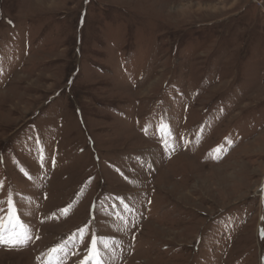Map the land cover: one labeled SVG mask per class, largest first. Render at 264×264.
Instances as JSON below:
<instances>
[{
    "label": "rangeland",
    "instance_id": "obj_1",
    "mask_svg": "<svg viewBox=\"0 0 264 264\" xmlns=\"http://www.w3.org/2000/svg\"><path fill=\"white\" fill-rule=\"evenodd\" d=\"M9 200L0 264H264V0H0Z\"/></svg>",
    "mask_w": 264,
    "mask_h": 264
},
{
    "label": "snow or ice",
    "instance_id": "obj_2",
    "mask_svg": "<svg viewBox=\"0 0 264 264\" xmlns=\"http://www.w3.org/2000/svg\"><path fill=\"white\" fill-rule=\"evenodd\" d=\"M83 238V230L81 239ZM32 239L30 228L20 222L11 200L8 201V215L0 217V246L8 248L25 247ZM110 245L103 240L93 238L91 246L85 251L80 264H105L104 249ZM55 254V257H53ZM67 255L66 246L50 249L47 264H59L63 256Z\"/></svg>",
    "mask_w": 264,
    "mask_h": 264
}]
</instances>
